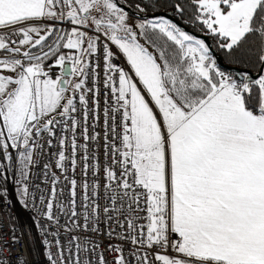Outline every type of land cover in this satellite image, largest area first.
<instances>
[{"label": "snow or ice", "instance_id": "obj_1", "mask_svg": "<svg viewBox=\"0 0 264 264\" xmlns=\"http://www.w3.org/2000/svg\"><path fill=\"white\" fill-rule=\"evenodd\" d=\"M9 174L48 264H264V0H0Z\"/></svg>", "mask_w": 264, "mask_h": 264}, {"label": "built area", "instance_id": "obj_2", "mask_svg": "<svg viewBox=\"0 0 264 264\" xmlns=\"http://www.w3.org/2000/svg\"><path fill=\"white\" fill-rule=\"evenodd\" d=\"M44 162H48L47 153H44L41 164ZM37 176H40L39 171H37ZM17 187L10 174L7 182L0 184V192L7 189L6 199H0V229L5 233L3 239L10 241L12 232L18 239V243H10L9 248L3 250V255L5 257L11 255L13 260L22 257L27 264H48L45 255L47 249L43 243L45 235L41 230V225L47 224V221L42 218V206L37 200L35 201L36 207H33L31 195L22 199L23 205L21 206L15 197ZM41 191L47 196L48 189L43 185ZM24 200H28L27 206L23 202ZM11 219L14 220V225L11 224ZM47 239L51 240L52 237L49 235ZM60 239H64L63 233H61ZM52 250L55 251V248ZM107 258L111 260L112 254H109Z\"/></svg>", "mask_w": 264, "mask_h": 264}, {"label": "rangeland", "instance_id": "obj_3", "mask_svg": "<svg viewBox=\"0 0 264 264\" xmlns=\"http://www.w3.org/2000/svg\"><path fill=\"white\" fill-rule=\"evenodd\" d=\"M15 197H16V199H17V202H19V204L22 206V205H23V204H22V199H23V197H21V196L19 195V188H18V187L15 189ZM11 224L14 225V220H13V219H11Z\"/></svg>", "mask_w": 264, "mask_h": 264}, {"label": "trees", "instance_id": "obj_4", "mask_svg": "<svg viewBox=\"0 0 264 264\" xmlns=\"http://www.w3.org/2000/svg\"><path fill=\"white\" fill-rule=\"evenodd\" d=\"M188 30L191 31V29H188ZM195 34L198 35V36L201 35L199 32H197ZM208 43L211 44L212 41L209 39ZM216 55H217L218 60H220L221 64H223V58H222L221 54L217 52Z\"/></svg>", "mask_w": 264, "mask_h": 264}]
</instances>
